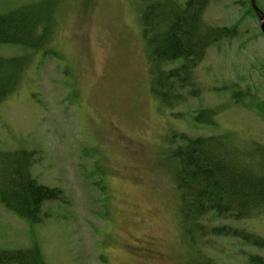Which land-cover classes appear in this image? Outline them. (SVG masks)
Masks as SVG:
<instances>
[{"label":"rangeland","instance_id":"1","mask_svg":"<svg viewBox=\"0 0 264 264\" xmlns=\"http://www.w3.org/2000/svg\"><path fill=\"white\" fill-rule=\"evenodd\" d=\"M41 1L0 0V13ZM163 1L66 0L59 9L56 54H33L20 89L0 103V150L38 151L33 174L63 188L69 201L46 202L48 216L35 224L0 203V249L37 244L47 264L196 263L176 214L169 137L235 132L264 143V113L247 104L256 100L232 98L250 86L264 101V35L250 0H211L205 20L238 24L239 33L210 47L195 68L199 94L169 107L151 93L142 22L146 7ZM258 6L264 10V0ZM28 51L0 45L4 57ZM205 108H219L214 126L195 118ZM96 181L107 185L106 199ZM215 222L264 237V216ZM197 243L217 264L264 255L234 237L207 235Z\"/></svg>","mask_w":264,"mask_h":264},{"label":"trees","instance_id":"2","mask_svg":"<svg viewBox=\"0 0 264 264\" xmlns=\"http://www.w3.org/2000/svg\"><path fill=\"white\" fill-rule=\"evenodd\" d=\"M65 1L42 0L0 13V45H20L29 50L22 55L0 56V103L20 89L33 54H56L51 46L58 34L59 9ZM167 1L147 6L142 22L154 78L151 93L155 100L174 107L199 94L195 68L210 47L237 37L239 25L208 23L204 13L211 0ZM250 9L258 17L252 5ZM250 89L233 90V100H256L247 104L264 113V101ZM218 110L199 109L195 118L214 126ZM169 141L166 161L175 184L176 214L194 243L195 264H217L197 243L207 235L234 237L264 249V237L243 227L215 222L264 216V143L235 132L199 136L171 132ZM40 159L36 150H0V203L31 224L48 216L46 202L69 201L63 188L43 184L33 174ZM96 165L95 173L100 171ZM94 185L106 199L107 185L100 181ZM0 264L47 263L34 244L25 249H0ZM245 264H264V255L250 253Z\"/></svg>","mask_w":264,"mask_h":264},{"label":"water","instance_id":"3","mask_svg":"<svg viewBox=\"0 0 264 264\" xmlns=\"http://www.w3.org/2000/svg\"><path fill=\"white\" fill-rule=\"evenodd\" d=\"M254 11L258 14V19L260 21L261 30L264 33V12L260 10L256 4V0H250Z\"/></svg>","mask_w":264,"mask_h":264},{"label":"bare ground","instance_id":"4","mask_svg":"<svg viewBox=\"0 0 264 264\" xmlns=\"http://www.w3.org/2000/svg\"><path fill=\"white\" fill-rule=\"evenodd\" d=\"M256 4H257V1H256ZM252 5V4H251ZM258 6V5H257ZM258 8H259V6H258ZM260 9V8H259ZM261 10V9H260Z\"/></svg>","mask_w":264,"mask_h":264}]
</instances>
